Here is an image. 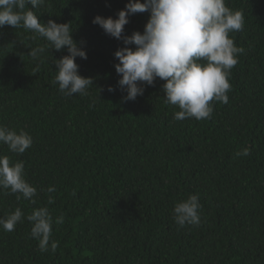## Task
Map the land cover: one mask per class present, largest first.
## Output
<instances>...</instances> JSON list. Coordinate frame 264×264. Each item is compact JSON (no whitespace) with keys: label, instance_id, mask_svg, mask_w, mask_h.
Segmentation results:
<instances>
[{"label":"trees","instance_id":"obj_1","mask_svg":"<svg viewBox=\"0 0 264 264\" xmlns=\"http://www.w3.org/2000/svg\"><path fill=\"white\" fill-rule=\"evenodd\" d=\"M128 2L27 6L41 23L71 24L87 52L76 60L79 74L94 80L84 96L66 97L53 84L55 61L67 49L46 47L33 60L30 48L46 40L23 27L0 28V125L33 137L25 153L0 144V155L23 161L37 188L35 204L0 190V217L17 207L25 215L14 231L0 228V264H264V0H226L243 13V29L230 38L245 50L231 70L229 102L214 103L210 119L180 121L159 78L135 101L124 100L114 56L123 41L93 20L118 18ZM149 17L130 16L124 35L143 33ZM244 148L250 154L236 157ZM192 194L201 223L180 228L174 205ZM39 207L53 216L54 253L31 237L26 217Z\"/></svg>","mask_w":264,"mask_h":264},{"label":"clouds","instance_id":"obj_2","mask_svg":"<svg viewBox=\"0 0 264 264\" xmlns=\"http://www.w3.org/2000/svg\"><path fill=\"white\" fill-rule=\"evenodd\" d=\"M46 0H0V28L5 25L13 28L23 27L48 42L47 46L30 48L29 56L40 60L46 47L56 51L67 49L68 55L56 60V75L53 84L66 97L87 95L88 88L94 85L93 78L79 74L77 58L87 59V52L73 39L71 24H58L49 19L41 23L32 9L42 7ZM149 13L150 17L143 33L136 31L124 35L129 17L137 13ZM118 18L96 16L93 24L104 32L122 40L124 47L114 56L119 61L115 70L121 77L119 88L126 92L125 102L135 101L142 96L145 86H155L157 78L165 81L163 91L166 104L179 109L174 119H210L214 103L227 104L231 90V70L237 65L244 48L236 46L230 33L243 29L244 17L241 11H234L226 0H129L125 8L118 12ZM35 39V36L32 37ZM135 46V48L131 46ZM34 71H39L37 65ZM109 92H114L112 87ZM0 144L7 145L8 151L23 154L33 145V137L25 130L17 132L0 125ZM249 148L236 152V157L248 156ZM0 190H10L25 200L37 195V188L26 179L25 163L13 161L8 155H0ZM54 187L46 191L55 192ZM48 203H54L49 195ZM202 205L198 195H189L174 205L173 219L183 228L201 223L199 211ZM24 212L17 207L14 212L0 217V228L14 231L23 222ZM31 223V237L38 241L41 252L54 253L58 242L51 240L53 216L47 207L35 208L27 215ZM64 223V217L55 219V224ZM51 241V243H50Z\"/></svg>","mask_w":264,"mask_h":264}]
</instances>
